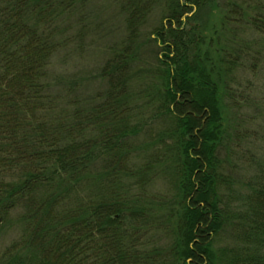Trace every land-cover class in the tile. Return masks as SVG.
Returning a JSON list of instances; mask_svg holds the SVG:
<instances>
[{"label": "trees", "instance_id": "obj_1", "mask_svg": "<svg viewBox=\"0 0 264 264\" xmlns=\"http://www.w3.org/2000/svg\"><path fill=\"white\" fill-rule=\"evenodd\" d=\"M186 1H172L167 26L154 28L144 43H158V109L172 140L165 150L172 154L166 172L174 202L160 203L165 215L156 216L123 183L132 175L137 135L130 67L150 1L123 5L126 41L103 70L101 102L53 115L48 67L61 46L57 23L75 1L0 0V231L14 215L19 233L0 264H264V169L241 199L246 210L232 209L222 190L235 192L218 157L225 136L220 100L228 94L221 71L207 65L206 54L202 60L195 25L211 0ZM262 22L252 25L260 31ZM156 219L171 232L166 246L142 241ZM222 234L235 242L216 247Z\"/></svg>", "mask_w": 264, "mask_h": 264}, {"label": "rangeland", "instance_id": "obj_2", "mask_svg": "<svg viewBox=\"0 0 264 264\" xmlns=\"http://www.w3.org/2000/svg\"><path fill=\"white\" fill-rule=\"evenodd\" d=\"M73 1L57 23L62 32L58 36L61 46L48 67L47 78L55 99L53 115H59L58 112L69 115L76 108L88 111L101 102L107 88L103 70L121 50L127 36L123 6L127 0ZM147 1L152 8L140 20L143 23L134 46L137 59L130 67L133 80L129 110L137 135L131 139L132 175L123 183L129 184L130 197L154 206L156 216L159 212L164 216L160 203H173L175 195L172 177L166 172L172 154L165 148L172 145V140L165 137L169 121L158 109V65L154 56L158 43L149 46L144 43L149 36L153 39L154 28L161 24L167 26L165 15L174 0ZM177 1L182 6L187 2ZM210 2L198 13L195 25L201 33L202 60L205 61L206 54L207 65L212 63L214 72L221 71L222 86L228 94L220 100L225 136L218 157L222 173L230 182L227 187L235 194L225 193L227 188H224L223 199L227 197L230 207L239 209L235 211L244 212L241 199L255 184L250 183L252 178L264 169V28L258 31L252 25L253 19H264V0ZM220 55L224 56L223 64L217 62ZM220 65L223 72L219 70ZM162 137L163 141H159ZM145 168L148 172L141 178ZM15 218L13 215L9 225L0 231V257L7 246L18 240ZM163 222L156 219L142 241L149 246H166L171 232L167 233ZM229 236L217 237L215 246L232 245L235 241Z\"/></svg>", "mask_w": 264, "mask_h": 264}]
</instances>
